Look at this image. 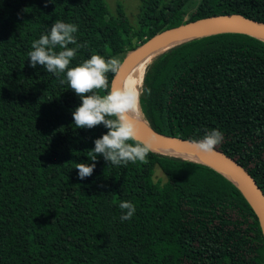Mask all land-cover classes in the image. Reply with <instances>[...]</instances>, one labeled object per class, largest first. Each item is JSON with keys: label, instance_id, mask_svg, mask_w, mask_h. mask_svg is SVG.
Returning <instances> with one entry per match:
<instances>
[{"label": "trees", "instance_id": "obj_1", "mask_svg": "<svg viewBox=\"0 0 264 264\" xmlns=\"http://www.w3.org/2000/svg\"><path fill=\"white\" fill-rule=\"evenodd\" d=\"M223 14L264 23V0H138L133 23L119 1L110 9L106 0H0V264H264L247 199L204 163L153 149L146 164L115 166L101 155L81 180L76 163H90L109 129L76 128L82 101L66 73L33 68L28 56L57 21L78 26L85 47L75 67L93 54L122 61L162 31ZM140 93L139 110L160 134L192 141L219 129L217 150L264 195L263 41L234 33L184 41L155 55ZM121 201L136 207L130 220L120 219Z\"/></svg>", "mask_w": 264, "mask_h": 264}, {"label": "clouds", "instance_id": "obj_2", "mask_svg": "<svg viewBox=\"0 0 264 264\" xmlns=\"http://www.w3.org/2000/svg\"><path fill=\"white\" fill-rule=\"evenodd\" d=\"M49 2L52 0H46V6ZM77 31L78 26L75 24L55 22L48 34L32 43L33 50L28 56L33 68L43 65L47 72L58 78L66 73L70 89L82 101L73 112L76 128L91 129L104 125L109 129L94 141L95 147L87 155L90 163H76L79 178L83 180L93 174L97 158L101 155L109 164L115 166L137 161L148 163L147 157L152 146L137 138L135 114L139 109L140 91L109 89L107 74H116L122 68V61L117 57L105 59L101 55L93 54L80 65L70 67L78 49L85 47V44L77 42ZM57 48L60 50L57 51ZM60 82L65 83V79H60ZM100 90H105L107 94L101 95ZM224 140V134L219 129H212L206 131L203 138L193 139L189 147L200 155H214ZM119 208L123 210L121 221L130 220L136 212L135 205L130 201H121Z\"/></svg>", "mask_w": 264, "mask_h": 264}, {"label": "water", "instance_id": "obj_3", "mask_svg": "<svg viewBox=\"0 0 264 264\" xmlns=\"http://www.w3.org/2000/svg\"><path fill=\"white\" fill-rule=\"evenodd\" d=\"M221 33L243 34L264 42V23L247 19L239 14H223L201 18L162 31L138 45L134 50H132L129 54L125 56V58L122 60V68L118 73L114 74L112 77L110 83V90L121 89L123 80L132 65L140 58L148 55L151 51L155 50L156 48L183 36H188L189 38L183 40L182 42L205 35ZM137 129V138L142 142L150 143L152 146L158 148L191 150V148L189 147L191 140H184L176 136L160 134L154 131L146 121L144 123L137 122ZM153 150L163 153L157 149ZM203 156L208 160L214 162L216 165L220 166L226 172L235 176L240 181L243 186V189L238 184H236L227 174L216 169L224 176H226L232 183H234L235 186H237V188L247 199L251 209L257 217L264 242V195L260 188L257 186L254 179L239 163H237L234 159L217 149L214 155Z\"/></svg>", "mask_w": 264, "mask_h": 264}, {"label": "bare ground", "instance_id": "obj_4", "mask_svg": "<svg viewBox=\"0 0 264 264\" xmlns=\"http://www.w3.org/2000/svg\"><path fill=\"white\" fill-rule=\"evenodd\" d=\"M187 38H189L188 36H183L180 37L176 40L170 41L158 48H156L155 50L151 51L148 55L140 58L138 61H136L132 67L129 69L128 73L126 74L121 89L122 90H129V91H137L139 90L141 83H142V79H143V75L145 72L146 67L148 66V64L150 63L151 59L153 58V56L156 53H159L161 51H163L164 49L174 46L180 42H182L183 40H186ZM135 119L136 122H140V123H144L145 120L143 119L142 115L140 114L139 110L137 111V113L135 114ZM152 146V145H151ZM152 149H157L160 150L163 153H167V154H171L173 156H177V157H182V158H186V159H190V160H194V161H200L203 162L217 170H220L221 172L227 174L236 184H238L242 189L243 186L240 183V181L233 176L232 174L226 172L224 169H222L220 166L216 165L214 162L208 160L207 158H205L203 155H200L198 153H195L192 150H188V149H170V148H158L155 146H152Z\"/></svg>", "mask_w": 264, "mask_h": 264}, {"label": "rangeland", "instance_id": "obj_5", "mask_svg": "<svg viewBox=\"0 0 264 264\" xmlns=\"http://www.w3.org/2000/svg\"><path fill=\"white\" fill-rule=\"evenodd\" d=\"M116 1H119L122 3L123 7H124V10H125V13L127 14L129 20L133 23V20H134V15L137 11V5H138V0H106V3L108 5V7H110V9H114L115 7V3ZM157 54V53H156ZM155 54V55H156ZM155 55L153 56V58L155 57ZM152 58V59H153ZM151 59V61H152ZM150 61V62H151ZM149 65V64H148ZM141 86H142V83H141ZM141 86L139 88V91L141 90ZM139 110V109H138ZM140 114L142 115L141 111L139 110ZM143 117V115H142ZM144 119V117H143ZM145 120V119H144ZM146 121V120H145ZM147 122V121H146ZM155 175L157 177H160L161 176V173L159 171L158 168H156L155 170Z\"/></svg>", "mask_w": 264, "mask_h": 264}]
</instances>
